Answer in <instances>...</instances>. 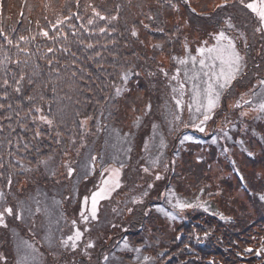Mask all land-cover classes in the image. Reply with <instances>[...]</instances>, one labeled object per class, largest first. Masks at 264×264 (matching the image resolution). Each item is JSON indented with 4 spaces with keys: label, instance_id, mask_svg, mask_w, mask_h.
Wrapping results in <instances>:
<instances>
[{
    "label": "trees",
    "instance_id": "trees-1",
    "mask_svg": "<svg viewBox=\"0 0 264 264\" xmlns=\"http://www.w3.org/2000/svg\"><path fill=\"white\" fill-rule=\"evenodd\" d=\"M63 2L64 0H58L57 7ZM87 2L88 0H80L81 17L90 14V9L87 12L83 10V5ZM91 2L99 6L103 15H118V19L109 25V31L111 28H115L116 31L111 35L94 33L89 36L88 33H83L85 44L93 43L96 46L94 50L77 44L76 38L69 34L68 41L71 42L69 47L71 52L76 53L75 65L73 66V58L70 55L57 53L59 63L49 66L41 57L47 48H59L65 42L60 40L53 45L46 37L39 35L41 27L49 28L48 22L44 19L45 15L49 21L55 22L51 12L44 11V0H0V27H3L14 41L21 35L36 37L35 40L30 39L28 43L21 41L19 44L20 49L27 48L33 53L27 67L15 62L29 57L20 52L14 44L8 45L3 37H0V44L4 45L3 49H0V59L6 55L10 60L7 65V69H10L8 78L12 79V73H16L18 78L20 69L24 68L26 76L34 80V83L29 85L27 78L25 79L22 93L8 89L7 98L2 96L0 90V103L5 105L4 108H0V190L5 194V201L0 202V208L10 205L14 209L23 207L28 209L26 206L33 205L39 199L45 202L46 198L60 196L61 201L53 205V209L56 207L59 213L66 199L53 189L60 184L62 191L69 189L71 193L77 192V183L92 175L91 155L98 157L95 162L100 167L108 161H115L116 165L120 166L116 158L115 160L100 158L107 144L106 132L123 139L122 144L127 148V158L123 160L124 167L133 164L134 161L136 163L144 151L140 145L144 135L154 124L157 131L165 127L163 122L157 121L159 116L157 103L161 100L160 97H166L163 102L173 111L166 130L159 134L160 138L164 139L165 147L159 149L162 155L155 167L163 163L167 164V168L166 180L156 185L158 188L156 198L148 200L142 211L127 214L125 216L127 225L122 229L115 228L109 235L100 239L93 253L79 255L77 251L69 249L70 253L67 255L63 248L57 253L55 264L60 259L71 256L76 257L70 264H103L99 257L112 248V255H126L124 259L135 261L131 249L145 243L146 238L149 243L146 247L142 244V251L151 250L155 258L151 264H264V248L261 247L264 243V200L260 199V195L264 194V169L256 170L257 165L264 166V113L258 112L253 119H246L248 121L245 125H242V121H237L225 128L224 124L229 112L227 101L234 90L253 88L255 92L260 93L258 81L264 79V33L256 31L260 27L258 19L250 10L243 7L239 0H227V3L225 0H188V3H185V0H171V4L167 0H91ZM172 4L177 5V8H173ZM219 4L224 6L217 8L216 5ZM116 5H120L118 13ZM191 8H195L196 11L192 12ZM72 11H77L75 6L72 7ZM148 15L155 19L149 21ZM140 21L149 24L150 27L144 28ZM228 22L233 27H228ZM72 23L77 26L86 25V19L73 20ZM97 23L100 27L105 26L104 21ZM133 26L137 29V37L131 35ZM221 30L233 38L237 51L243 57L241 72L230 88L222 94L220 105L212 119L207 122L204 133L191 127L184 128L182 124L176 127L170 121L173 114L179 112V109L174 108L175 101L172 98V88L177 87L178 82L171 77L176 74L177 68L182 70L184 65L178 64L173 57L187 55L184 49L185 42L192 54L196 55L195 49L204 41H208L209 44L215 43L212 37ZM65 31H68L66 26ZM49 35L53 33L50 31ZM113 40L116 42L114 45L111 43ZM103 44H107L108 47L102 49L100 45ZM95 51H100L101 57H95ZM48 58H52L51 53L48 54ZM37 64L39 67H35ZM187 65L193 68L190 61ZM161 68L168 73L167 77L160 71ZM57 69L59 76L56 75ZM72 72L77 73L74 78ZM125 73L128 75L127 81L122 79ZM3 75L4 71L0 70V77ZM179 75L181 77V71ZM53 86L56 89L55 95L52 91ZM117 88L121 90L118 96ZM41 93L45 97L43 101L38 98ZM263 94L260 96L250 94V100L258 104L260 102L256 100ZM29 95L37 99L30 103L27 100ZM9 104L11 109L7 107ZM33 106L42 107L44 114L54 119L51 128L42 123H32L33 114L26 113ZM183 113L185 116V111ZM222 114L226 115L224 119H220ZM85 116H91L93 119L88 122L86 129L82 130L78 125ZM137 117L140 118L138 125L135 123ZM182 120L185 121L184 117ZM251 126H255L256 129L251 130ZM37 127L43 134L34 138V129ZM221 128L224 131H220ZM57 131L60 133L59 137ZM82 134L83 142L80 139ZM185 135H191L196 142L186 140L181 143ZM222 135L224 140L219 141V136ZM71 137L76 138L75 144L70 142ZM8 140L12 141L11 145L6 143ZM188 144L200 148L208 146L210 149L207 156L210 158L214 155L212 148L219 145L223 161L226 163L225 167L234 178L236 177L234 172L242 169L241 164L233 158L234 151L242 154L245 174H242L243 179L235 178V181L231 179V193L225 196V200L223 196L220 199L218 195L223 189L221 187L215 188L210 185L195 187L196 175L201 185L202 182L207 183L211 180L207 176L199 175L203 171L209 172L206 162L209 163L210 159L208 157L197 159L196 156L192 157L190 151L181 152ZM250 145L258 147L256 155L254 153L249 155ZM82 150L86 152L87 160L83 161L87 164L84 163L82 166L80 163L79 166H75V160H79L80 156L84 157ZM78 152L79 156L76 155ZM46 159L47 167L39 163ZM66 163L75 166L74 175H67ZM234 164L241 167L237 170ZM145 165L149 167L147 163ZM139 167L143 168V164L140 163ZM174 175L177 179L181 177L184 180V190H180V194L185 195L183 199L192 196L189 193V186L193 189L192 193L196 194L195 197L197 193H201V188L204 189L201 193L204 197L202 201L208 203L209 211L203 208H190L176 216L178 210L172 208V204L164 195L166 190L171 189ZM254 184H257V189ZM233 190L236 194L241 190L245 198L234 200L237 197L232 193ZM195 197H191L192 202ZM233 203H238V208ZM43 211L31 214L30 217L43 214ZM166 212L175 214L176 218L171 220L174 222L172 226L170 224L166 227L164 224L166 231H163L160 220L168 217L165 215ZM214 213H223L229 219L222 220ZM8 217L11 222L9 225L8 218L5 217L6 225L15 232L17 230L22 240L15 243L16 241L7 234L6 227L0 225V238L2 237L5 250L18 253L24 250V241L29 244L38 243L40 235L37 232L33 233L34 235L29 233L24 222L22 223L25 214L22 220H17L14 216ZM205 233H208L207 237ZM119 240H127L130 247L126 249L123 246H116L115 243ZM250 246L251 251H246ZM26 250L31 252L30 249ZM119 262L121 263V260Z\"/></svg>",
    "mask_w": 264,
    "mask_h": 264
},
{
    "label": "snow or ice",
    "instance_id": "snow-or-ice-1",
    "mask_svg": "<svg viewBox=\"0 0 264 264\" xmlns=\"http://www.w3.org/2000/svg\"><path fill=\"white\" fill-rule=\"evenodd\" d=\"M168 3L171 4V0H167ZM240 4L243 5L246 9L250 10L252 14L255 15V17L258 19V22L260 24V27L256 29L258 32L264 33V0H239ZM185 3H188V0H185ZM225 3H227V0H225ZM58 0H44V11L45 12H51V14L54 17V21H49L48 16L45 15L44 19L48 22L49 28L45 29L43 27L40 28L39 35H42L43 37H46L49 41L52 42L53 45H56L58 41L63 40L65 43L61 44L59 48H53L49 47L47 48L46 52L41 57L42 59H45L47 64L49 66H53L54 64L59 63V59L57 57V53H63L65 55H70L73 60L72 64L73 66L76 63V53L71 52V49L69 47V44L71 42L68 41L69 34H71L73 37L76 38L75 42L79 45H83L87 49H95V45L93 43H87L85 44V41L83 39V33H88L89 36L93 35L94 33H98L101 35H111V33H114L116 31L115 28H111V31H109V25L112 21H115L118 19V15H103L101 11L99 10V6L95 5L91 2V0H88L87 3L83 5V10L87 12L90 9V14L86 17H81L80 15V9H81V3L80 0H64L62 4H59V7H57ZM75 6L77 11L73 12L72 7ZM173 8H177V5L172 4ZM223 4L216 5L217 8L223 7ZM120 5H116L117 13L119 12ZM192 12H195V8H191ZM67 14H64V13ZM80 19H86V25L80 24L77 26L76 24L72 23L73 20H80ZM147 19L149 21L154 20L155 18L152 15H148ZM98 21H104L105 26L100 27L98 25ZM141 24H143L144 28H149V24H144L143 21H140ZM37 24H39V21H37ZM65 26L67 27L68 31H65ZM228 27H233V25L228 22ZM158 31H163V29H157ZM52 32L53 35H49V32ZM131 35L133 37L138 36V32L135 26L131 29ZM0 37H3V40L8 45H15L20 52H23L26 56L29 57V59H25L23 61L17 60L15 63L20 65L23 64L25 67L28 66L30 62V58L33 55V53H30L27 48L20 49L19 44L21 41L28 43L29 40H35V36L27 37V36H19L18 39L15 41L11 38V36L5 32V29L3 27H0ZM215 40V43L209 44L208 41H204L201 46L197 47L195 49L196 55H193L191 51L188 48L187 42L184 44V49L187 53L184 57H173L174 60L177 61L180 65H187L189 61L191 62L193 66L192 74L189 75V72L187 70L184 71V77L185 80L191 83V102L187 104V108L189 111V120L188 122H185L182 120L181 113L183 112L184 107V92H185V83L184 81H181L179 79V73L180 68L176 69V74L171 77L172 80H176L178 82L179 87L172 88L173 92V100L175 101V105L177 109H179V112L173 114V119L170 121V123L176 125V127H179L181 124L184 128H194L200 133H204L206 131V124L207 122L212 119V116L215 112V110L220 105V100L222 94L225 92V90H228L230 86L232 85V82L237 79V76L240 74L241 69L243 67V57L240 55V53L236 49L235 42L232 37L226 35V32L224 30H221L217 33H215L212 37ZM111 43L114 45L116 42L113 40ZM159 46V45H157ZM4 45L0 44V49H3ZM102 49H106L108 47L107 44L100 45ZM39 51V49H37ZM52 54V58H48V54ZM95 57H101L100 51H95ZM94 57H89V59H93ZM10 63L9 58L5 55L3 59H0V70L4 71L3 77H0V90H2V96L4 98H7L9 96L8 89H12L15 93H22L23 88L22 84L27 78V83L29 85H32L34 83V80L30 77L26 76V73L24 71V68L20 69L19 77L17 78L16 73H12V79L10 80L8 78V71L10 69H7V65ZM199 64V70H196V64ZM35 67H39V65H35ZM65 67H68V65H65ZM79 71H83V69H79ZM161 72L167 77L168 73L164 69H160ZM76 72H72V77L74 78L76 76ZM35 73L33 72V76ZM56 75L59 76V70H56ZM122 79L124 81H127L128 75L127 73L122 75ZM201 82L203 83L204 87L201 88ZM258 86L260 88V93H264V79H261L258 81ZM255 87V86H254ZM53 95H55V86L52 88ZM120 89H116V95L118 96L120 94ZM252 96L259 95L260 93H257L254 91V89L249 90ZM177 92H179V98L175 95ZM39 100L43 101L45 99L44 94L41 93L39 95ZM37 99V97L29 95L27 96V100L32 103ZM241 100L244 104H251L252 108L251 110L257 111L259 113H264V100H262L260 103L256 104L253 103L250 99H244L243 95L241 96ZM232 107H240L241 101L238 100L234 105H231ZM5 105L0 103V108H4ZM9 109H11V104L7 106ZM151 105H148V108L150 109ZM194 108V111H193ZM28 114L31 115L32 123L34 124H44L51 128L54 125V119L49 118V115L44 114L42 107L40 106H33L28 109ZM247 112H242L241 116H246ZM18 115V114H17ZM79 115V113H77ZM93 117L91 116H85L83 119L79 121V128L80 129H86V126L90 120H92ZM140 118L137 117L135 123L138 125ZM156 125H153V129L155 132ZM174 130V129H173ZM220 131H224L223 128L220 129ZM42 130L37 127L34 129V138L41 137L42 136ZM128 134H125L127 136ZM227 135V133H225ZM57 136H60L59 131H57ZM81 141L83 142L84 135L82 134L80 136ZM193 137L191 135H185L183 136V139H181V143H184L186 140H192ZM70 142L72 144H75L76 138L71 137ZM215 138L213 139V143H215ZM9 145H11L12 141L8 140L6 141ZM242 144L243 141H240ZM160 147H165L164 139L161 137ZM145 148L147 150V143L145 145ZM130 150V149H129ZM11 155V153H9ZM249 155H252L251 152H249ZM96 155L90 156V161L92 164V167L90 169L91 172L95 171V161L97 160ZM102 159V157H101ZM115 160V157H113ZM39 163L43 164L45 167H47L48 160H42L39 161ZM150 163L155 166L159 164V157H157L154 160H151ZM65 166L67 167V175L71 176L74 172V168L71 167L70 163H66ZM124 167L123 162H120L119 167L115 166H108L103 167L100 172V181L99 184L95 187V190L92 191L89 195H85L83 197L82 201V210L80 212V220L83 222H87L89 220V217L92 219L97 218V212H98V205L100 201L108 199L111 197L112 193L121 187V170ZM167 167V166H165ZM143 171L145 173L149 172L148 167H144ZM55 175V173H53ZM155 178L157 180L161 179V175L159 173H156ZM243 179V177H241ZM9 185L11 184V179L8 181ZM152 185H149V188H151ZM204 189L201 188L200 192L203 193ZM143 195H147V192H144ZM164 195L168 198V202L172 204V207L174 209H178L179 211L183 212L185 209L190 208H203L205 211H209L210 206L206 201H202L200 199V196H196L194 202H188L186 199H182L180 196L177 195L174 189H168L165 191ZM211 195V193H209ZM260 199L264 200V194L260 195ZM5 201V194L3 190H0V202ZM90 202V208L89 206ZM137 199L133 198V203H136ZM159 211H164L163 209H158ZM27 211L34 215L35 213L41 212V208L39 206V201H37V207L35 208V213H33L31 208H28ZM113 211H116V209H113ZM128 211H132V209H128ZM23 208H17L14 209L10 205H6L2 208H0V225L7 226L5 224V217L6 216H14L17 220H22L23 217ZM220 216V219L227 220L228 217H225L223 213H214ZM166 216L170 217L171 219H175L176 217L171 212H166ZM72 227L74 231L71 235L67 236L66 239L61 240V244L64 247L69 246V242H71L70 246L72 249L77 248V242L81 240L84 233L80 230L79 227L76 226L77 222L76 220H72L71 222ZM87 231V229H85ZM208 233H205V237H207ZM45 239H48L50 242V237L46 236ZM197 239H199V236H197ZM24 246L26 249H32L33 252H35L34 245L29 244L27 241H24ZM93 247V244L89 242L86 245L87 248ZM124 248H129L130 245L127 240H125L123 244ZM262 248H264V243L261 245ZM132 251L137 253L136 260H140V247H135L131 249ZM246 251H251V249H246ZM259 251V250H258ZM85 254L87 252L85 251ZM108 257L105 256L104 260L107 261ZM154 257H151L149 255L143 256V261H141V264H151V262L154 260ZM30 261L32 264L35 262V256L31 255L28 252H25L23 255H21L20 259L17 261V264H30Z\"/></svg>",
    "mask_w": 264,
    "mask_h": 264
},
{
    "label": "rangeland",
    "instance_id": "rangeland-1",
    "mask_svg": "<svg viewBox=\"0 0 264 264\" xmlns=\"http://www.w3.org/2000/svg\"><path fill=\"white\" fill-rule=\"evenodd\" d=\"M229 35V34H228ZM230 36V35H229ZM255 50H257V48H255ZM192 53V52H191ZM198 64V63H197ZM187 70L189 72V75L192 74L193 68L190 67L189 65H184L182 66V70H181V77L179 75V79L181 81H186L185 83V92H184V96H183V100H184V107H183V111H185V116L184 113H181V117H184V120L187 121L189 120V111L187 108V104L189 102H191V83L188 82L187 80H185L184 77V71ZM196 70H199V64L198 67L196 68ZM179 85L177 84L178 88ZM204 85L201 82V88H203ZM250 89L253 88H247L246 90H241V89H237L234 90V92L231 95L230 100L228 99L227 101V105L229 108V112L228 115L226 117V115L224 116V114H222L223 116L220 119H224L226 117L225 120V128L226 127H230L232 126L235 122L237 121H242V125H245L246 119H253L254 116L258 113L257 111H253L251 110L252 105L251 104H244L243 101L241 100V96L243 95L244 99H250ZM263 94V93H260ZM260 94L258 96H260ZM179 98V92H177L176 95ZM264 97V94L262 95L261 98H259L257 101L261 102L262 99ZM161 100L157 103V111L158 113V120L160 122H163L165 124V127L163 128V130H160L161 128H159V131L156 130L155 128V132L154 129L152 127V129H150L142 138V142H141V148L143 151V153L140 155L139 159H137L136 163L134 161L133 164L127 166V167H123L121 170V187L116 189L110 198L105 199L100 201L99 205H98V212H97V218L96 219H92L91 217H89V220L87 222H83L80 220V212L82 210V201H83V197L85 195H89L92 191L95 190V187L99 184L100 181V172L102 170V167H100V165L95 162V171L92 172L91 176L84 179L83 181H79L77 183V192H73L71 193V191L69 189H64V191H62L61 185L57 184L56 187L53 189V191H56L57 194H61L62 198L66 199V201L64 203H62V208L60 209V212L58 213L55 209H53V205L58 204L61 199L59 198L60 196H52L51 198H46L45 202L41 201L39 199V206L41 208V210L43 211V214H36L33 217H30V213L27 211V209L25 207H23L24 212L23 214H25V218L23 219L22 223L24 222V225L27 227L28 232L33 234L35 232H37L40 235V240H37L38 243L32 244L34 245L35 248V252L31 250V255L35 256V262L34 264H55V260H57V253L60 252L61 249H65L67 255H69L70 250H75L77 251L79 255L81 254H85V251L88 254L93 253L94 248H96V244L99 243V240L102 239L103 237H106L107 235H109L110 232L114 231L115 228L117 229H122L124 228L127 223L125 221V216L127 214H135L139 211H142L144 208V205L147 204L146 202L148 200L151 201V198H153V200L156 198L155 195L158 194V188L156 187V185H158L159 183H161L163 180L165 179V174H166V168L165 166H167V164H163L158 166V167H151L150 168V161L156 159L157 157H160L162 155V153L159 151V149H161L160 147V142H161V138L159 136V134L162 132H164V130H166V127L168 126V122L169 119L172 116V108H169L168 106H166L163 102V99H166V97H160ZM240 100L241 101V106L240 107H232L231 105H234L236 103V101ZM161 102V104H160ZM172 107V106H170ZM175 109L177 108L176 105L174 107ZM177 110V109H176ZM194 111V108H193ZM242 112H247L248 114L246 116H241ZM134 115V114H133ZM132 115V117H133ZM131 117V118H132ZM130 120V119H129ZM128 120V123H129ZM251 121V120H250ZM249 121V123H250ZM252 122V121H251ZM140 123V120H139ZM138 123V124H139ZM219 123L221 124V121H219ZM253 123V122H252ZM251 130H255V126H251L250 128ZM109 131V130H108ZM230 134V132H229ZM219 141L220 140H224V136H219ZM105 138L107 140V144L105 149L101 152L100 154V158L102 157L103 159H113V157H115L117 159L118 162H123V160H125L127 158V148L125 147V145H123L122 141L123 139L120 138L119 136H115L113 135L111 132H106L105 133ZM194 137L192 139V141H194ZM196 140V139H195ZM196 142V141H194ZM147 143V149H151V150H146L145 145ZM245 145V144H243ZM250 148L248 149V151H250L252 154L254 153L256 155V152H258V147H254L253 145L249 146ZM81 148L79 147V150ZM210 148L208 146H205L203 148H200L198 146L195 147V145H186L185 149L182 150L183 151H190L192 152V157H195L197 159H204L206 157H208L207 155H209L207 152ZM213 152L214 155H212V158L208 157L209 163L206 162V167L209 168V172L208 171H203L202 174L199 173L200 177L203 176H207V178H210L211 180L207 181V183L201 182L199 183V180H197V175H196V185L199 186H206V185H210V187H215V188H223L221 189L222 191H220V193L218 194L220 199L222 198V196L224 197V200L226 199V195L231 193V189H230V181L232 179V181H235L236 179H241V177H243V171H244V166H243V158H242V154L240 152L237 153V151L235 150V154L233 155L234 160H236L237 162H239L242 166V169H239V165H235L234 166L237 168V171L234 172L235 174V178L230 175L229 169H227L226 163L225 161H223V157H222V151H220V146L219 145H215L213 148ZM139 150V149H138ZM257 150V151H256ZM78 151V149H76V152ZM233 151V150H232ZM256 151V152H255ZM83 152V150L81 151ZM84 157L80 156V159H76L74 162L75 166H79V164L81 163V165L83 166L84 163L87 164L85 161H83L84 159L87 160V156H86V152L84 153ZM139 156V152L137 153ZM76 155H80V152H78ZM75 155V156H76ZM79 158V157H78ZM208 160V159H206ZM108 161V160H107ZM245 161V160H244ZM67 162V160H66ZM235 162V161H234ZM142 163L143 164V168L146 167L145 163L148 164V168H149V172L145 173L143 171V168L139 167V164ZM150 163V164H149ZM117 163L115 161H108L105 162V164L103 165V167H108V166H115V167H119V165H116ZM71 164V167L74 168V172L72 175H74L76 173V169L75 166ZM248 166V165H247ZM260 170L264 169V166L260 165L258 167V165L256 166V170ZM64 167L61 168V171L63 172ZM248 171L250 170L247 169ZM67 173V171H65ZM246 172V170H245ZM156 173H159L161 175V179L157 180L155 178ZM249 173V172H248ZM245 174V173H244ZM227 177V178H226ZM176 176L174 175L173 178V184H171V189H174L175 192L177 193L178 196H180L182 199L185 197V195H181V191L180 190H184V180L181 177H178V179L176 180ZM176 180V182H175ZM183 183V184H182ZM152 185L151 188H149V185ZM191 184V183H188ZM47 187V186H45ZM194 187V189H195ZM255 189H257V184H254ZM190 191L189 193L192 194V196H186V200L188 202H192L191 197H195V193H192V188L189 186ZM188 189V188H187ZM144 192H147V195H143ZM198 192V191H197ZM196 192V193H197ZM161 193V191H160ZM234 195H236L237 198H235L234 200H242L244 197V195L242 194V191L239 190L238 194L235 193V191L233 190L232 192ZM197 196H200L201 200L204 199V197L201 195V193H197ZM133 198L137 199L136 203H133ZM196 198V197H195ZM166 199H168L166 197ZM194 201V198H193ZM168 203V202H167ZM37 202H35L33 205L31 206H26L27 208H31L32 210L35 211V206H36ZM163 204V203H161ZM233 205H235L238 208V203H233ZM90 208V202H89V206ZM234 209V206H232ZM249 207V205H248ZM173 208V207H172ZM113 209H116V211H113ZM128 209H132V211H128ZM148 210V208L146 209ZM174 210V209H172ZM178 210V209H177ZM175 211V210H174ZM178 213H181V211L178 210V212L176 213V216ZM226 214H228L227 212H225ZM175 215V214H174ZM7 219V223L10 225V218L8 216H6ZM72 220H76L77 224L76 226L80 228V230L84 233L83 237L81 238L80 241L77 242V248L76 249H72L70 244L71 242H69V246L68 247H64L61 244V240L62 239H66L67 236L71 235L72 232L74 231L73 227H72ZM171 218L170 217H166L163 220H160L162 222H160L162 225V230H165L164 224L165 226H169L171 224V226L174 224V222H171ZM28 223H26V222ZM13 222V221H12ZM6 224V223H5ZM11 225H15V224H11ZM18 225V224H17ZM15 227V226H13ZM54 228V229H50V228ZM85 229H87V231H85ZM7 234H9L12 238L13 241H16L15 243L20 242L21 236L18 234L17 230L16 232L10 228L8 226H6L5 228ZM34 235V234H33ZM28 236V235H26ZM29 236H32L29 234ZM48 236L50 237V242L48 239H45V237ZM20 237V238H19ZM28 238V237H27ZM31 241H34L35 239H30ZM91 242L93 244V247L91 248H87L86 249V245ZM125 240H119L115 243L116 246H123ZM148 239L146 238L145 243H141L138 245V247H140L141 252H140V260L137 261L135 259V261H131L124 259L126 258V255H112V249L111 251L103 254L101 257H99V261L102 262L103 264H141V261H143V256L144 255H149L151 257H153V253L151 252V250H148V252H150V254L148 252L142 251L143 249V245L145 244L148 245ZM3 240L2 237L0 238V246L2 245L3 247L0 248V264H17V261L20 259L21 255H23L25 252H28L26 250V248H23L24 250H21V252L18 253H12L11 250H5L3 245ZM114 245V246H115ZM113 246V247H114ZM251 249V246L249 247ZM70 249V250H69ZM134 252V251H133ZM7 253V255H6ZM29 253V252H28ZM152 253V254H151ZM107 256L108 259L107 261L104 260V257ZM133 256L136 258L137 253L134 252ZM76 256H71L69 258H65V259H60L57 264H70L71 261L75 258ZM134 257L133 260H134ZM119 260H121V263L119 262ZM30 264H32V262L30 261Z\"/></svg>",
    "mask_w": 264,
    "mask_h": 264
}]
</instances>
